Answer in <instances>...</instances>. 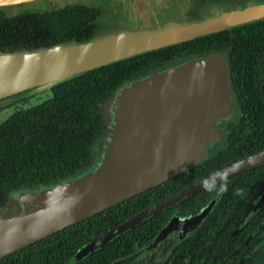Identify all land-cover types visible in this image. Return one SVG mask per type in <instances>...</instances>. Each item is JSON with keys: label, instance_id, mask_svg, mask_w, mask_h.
Returning a JSON list of instances; mask_svg holds the SVG:
<instances>
[{"label": "trees", "instance_id": "16d2710c", "mask_svg": "<svg viewBox=\"0 0 264 264\" xmlns=\"http://www.w3.org/2000/svg\"><path fill=\"white\" fill-rule=\"evenodd\" d=\"M95 6L65 0H34L0 7V52L84 42L93 38L106 0ZM12 11H15L11 13ZM225 53L227 83L238 107L227 125L225 145L171 178L125 198L79 222L10 252L0 264H135L137 250L151 246L158 230L178 213H194L217 195L195 229L167 247L151 264H252L263 240L264 205L241 214L246 188L264 162L233 173L135 224L102 246L72 261L95 236L142 208L174 195L230 163L264 150V18L133 56L73 75L51 86L50 96L18 108L0 122V208L17 189L48 186L84 170L102 130L99 106L124 82L173 61ZM33 89L0 99V110L25 101ZM257 264H264V259Z\"/></svg>", "mask_w": 264, "mask_h": 264}, {"label": "water", "instance_id": "95a60500", "mask_svg": "<svg viewBox=\"0 0 264 264\" xmlns=\"http://www.w3.org/2000/svg\"><path fill=\"white\" fill-rule=\"evenodd\" d=\"M30 1L34 0H0V7ZM260 18H264V3L219 12L197 22L167 23L79 43L0 52V99L25 89L45 91L84 71ZM112 104L119 123L104 157L103 149H98L91 173L64 179L61 188L39 186L37 190L9 194L0 208V258L198 163L205 157L206 148L221 135L217 122L228 118L233 109L225 62L219 55L186 60L135 79L117 90ZM261 162L264 150L140 209L81 246L72 261L182 198ZM263 202L264 190L253 210ZM204 213L183 219L172 217L158 230L151 246L175 231L192 232Z\"/></svg>", "mask_w": 264, "mask_h": 264}, {"label": "rangeland", "instance_id": "374dc122", "mask_svg": "<svg viewBox=\"0 0 264 264\" xmlns=\"http://www.w3.org/2000/svg\"><path fill=\"white\" fill-rule=\"evenodd\" d=\"M65 1L84 2L95 6L100 5V3L97 0H65ZM190 4H191V8H188ZM205 6L206 3L199 4V3L190 2L189 0H106V3L104 4L105 13L97 19L95 23L93 37L114 34L116 32H120L124 30H136V29L140 30L144 28L149 29L167 23L180 24V23H188V22H197V20H201L202 16L206 14H211L215 11L214 6L212 4H207V6H209L208 8H205ZM231 6H234V3H232ZM215 7L225 8V9L228 8L226 4H219ZM13 12L15 11H12L11 13ZM183 62L185 61L173 60L165 64L162 67V69L160 70L156 69L150 73L166 70L175 67L176 65ZM133 80L124 82V84L120 85L118 88L113 90L108 96V98L102 104H100L99 113L101 116L102 130L98 138L93 142L91 146V151H92L91 162L84 170L72 176V178L78 179L80 178V176L87 173H91L94 170L95 165L97 163L96 161H97L98 149L101 150L103 149L102 157H104V154L108 149L110 141L114 136L116 125L119 123V118L116 116V111L113 107L112 99L116 96L117 90L127 86L128 83H130ZM49 96H50V92L47 90L41 92L32 91V95L28 97L25 101L14 102L9 107L2 108L0 110V122L15 109L29 107L48 98ZM4 103H1L0 105H3ZM235 112L236 110L232 109L228 118L221 119L217 122L216 129L221 135H218L215 141H213L206 148L205 150L206 156L212 155L216 151L224 147L225 145L224 133L226 131V124L229 122V120L236 119L237 114ZM63 181L61 180L58 181L57 183L44 187L55 188L59 186V188H61L62 187L61 182ZM263 186H264V178H261L256 180L254 185L249 187L248 193H246V195L242 197L240 202V204L243 205V208L239 205L242 215L245 214L244 209H246L245 205L247 201L251 200V198L254 199L257 193L263 188ZM38 188L39 186L26 190H32V189L37 190ZM19 190L22 189L14 190L12 193ZM216 197L217 195H214L213 197L210 198V200H208V202L213 203ZM16 204L19 207L20 203L17 202ZM16 211L18 210L15 209V212ZM188 215L190 214H185V213L176 214L178 218H182V219ZM175 232L169 234L165 239H163L159 244L155 246H146L142 249L137 250V257L135 259V264H151L153 262L162 261L167 255V251H168L167 247L174 244L176 241L181 240L183 237V236L182 237L177 236ZM262 237H263L262 242L257 247H255L252 252L246 253V256L252 257V264H257L259 261L264 259V231H262Z\"/></svg>", "mask_w": 264, "mask_h": 264}, {"label": "flooded vegetation", "instance_id": "af4514ba", "mask_svg": "<svg viewBox=\"0 0 264 264\" xmlns=\"http://www.w3.org/2000/svg\"><path fill=\"white\" fill-rule=\"evenodd\" d=\"M190 2H194V3H199V4H204V3H206V6H205V8H208L209 6H207V4H212L213 6H214V9H215V11L213 12V13H211V14H206V15H204V16H202L201 17V20H203V19H205V18H207V17H209V16H211V15H215V14H217V13H219V12H227V11H230V10H234V9H236V8H241V9H243V8H245L247 5H253V4H257V3H264V0H189ZM197 1V2H196ZM232 3H234V6H231V4ZM219 4H226L227 6H228V8L227 9H225V8H216L215 6H217V5H219ZM235 4H237V5H235ZM188 8H191V4H190V6L188 7ZM187 8V9H188ZM260 19H262V18H260ZM257 20H259V19H257ZM197 21H200V20H197ZM248 23V22H247ZM244 24V23H243ZM240 25V24H239ZM219 56H221L222 57V59L224 60V62H225V59H226V55H225V53H220V54H218ZM206 56H208V55H206ZM201 57H205V56H201ZM197 58H199V57H197ZM194 59V58H193ZM260 85H261V89H262V92H263V94H264V78L261 80V83H260ZM227 86H228V83H227ZM229 88V87H228ZM231 103H232V105H233V109H235L236 110V114H237V116H236V119L235 120H229V122L226 124V131H225V133H224V139H225V135H226V133H227V125L229 124V123H234V122H236V120H237V118H238V107H237V102H235V99L233 98V96H232V94H231ZM261 178H264V172L263 173H259V174H257V176L252 180V182L250 183V185L246 188V190H245V192H244V194H243V196L244 195H246V193H248V191H249V187L250 186H252V185H254L255 184V181L256 180H258V179H261ZM264 190V186H263V188L257 193V195L255 196V198L253 199V198H251V200H248L247 201V203H246V209H244V211H245V214H244V216H246L247 215V213H250V214H252V213H254L255 211H257V210H259L260 208H261V206H263L264 205V202H263V204L261 205V206H259L257 209H255V210H253V207H254V205L256 204V202L258 201V198H259V196L261 195V193H262V191ZM241 202V201H240ZM214 203V202H213ZM213 203H211V202H208L207 201V203L206 204H204V205H202V206H200L199 207V209H197L196 210V212H194V213H189L190 215H188V216H193V215H195V214H197V213H199V212H201V211H205V213H204V215L202 216V218L210 211V209L212 208V205H213ZM238 205H240L242 208H243V205H241V204H238ZM188 216H186V217H188ZM174 217H177V216H174ZM185 217V218H186ZM202 218L200 219V220H202ZM261 225L263 226V227H260L262 230H261V232L262 231H264V219L262 220V222H261ZM175 234L177 235V236H183L182 238H184V236H186L187 234H189V233H187V234H184V233H181V232H179V231H176L175 232ZM167 256V255H166ZM166 256H165V258H166ZM164 258V259H165ZM163 259V260H164ZM162 260V261H163ZM155 263H157V262H155Z\"/></svg>", "mask_w": 264, "mask_h": 264}]
</instances>
